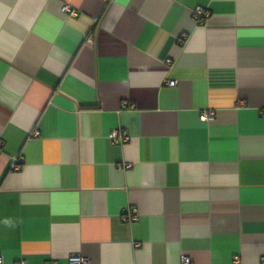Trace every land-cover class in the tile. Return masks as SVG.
Masks as SVG:
<instances>
[{
  "label": "crops",
  "instance_id": "obj_1",
  "mask_svg": "<svg viewBox=\"0 0 264 264\" xmlns=\"http://www.w3.org/2000/svg\"><path fill=\"white\" fill-rule=\"evenodd\" d=\"M77 254L264 264V0H0L1 264Z\"/></svg>",
  "mask_w": 264,
  "mask_h": 264
},
{
  "label": "built area",
  "instance_id": "obj_2",
  "mask_svg": "<svg viewBox=\"0 0 264 264\" xmlns=\"http://www.w3.org/2000/svg\"><path fill=\"white\" fill-rule=\"evenodd\" d=\"M62 11L68 13L71 16H75L76 15V11L72 10L67 5H64L62 7ZM208 16H209L208 10L204 9V8H201V7L195 8L193 10V12H192V18L198 24H203L205 19ZM166 84L168 86H174L175 85V81L168 80V81H166ZM213 116H214V113L212 111H206V112H203L200 115V120L201 121H208V120L213 119ZM33 134H34V136H38L39 132L36 131ZM110 139L113 140L114 142L118 141V140H120V141H123V140L127 141L128 140L126 134L124 132L120 134L118 132V130H114V131L111 132ZM121 217H122L123 221L128 222V221L135 220L137 218V214L135 213V210L126 208V209L122 210ZM70 261H71V264H90V261L87 258L82 257L81 255H78V254L71 256L70 257ZM233 261H234V264H239L238 257H235ZM263 262H264V259H263ZM1 263H2V258L0 256V264ZM47 264H56V263L55 262H48ZM181 264H191V261H190L189 258L183 256L182 259H181Z\"/></svg>",
  "mask_w": 264,
  "mask_h": 264
}]
</instances>
